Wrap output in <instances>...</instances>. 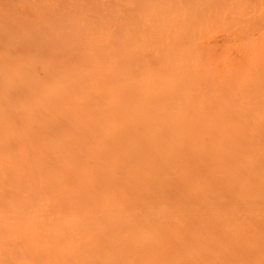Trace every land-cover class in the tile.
<instances>
[{
	"label": "bare ground",
	"instance_id": "6f19581e",
	"mask_svg": "<svg viewBox=\"0 0 264 264\" xmlns=\"http://www.w3.org/2000/svg\"><path fill=\"white\" fill-rule=\"evenodd\" d=\"M0 264H264V0H0Z\"/></svg>",
	"mask_w": 264,
	"mask_h": 264
}]
</instances>
